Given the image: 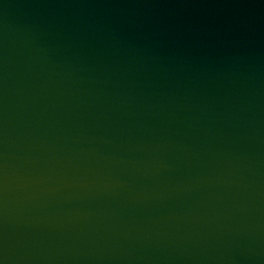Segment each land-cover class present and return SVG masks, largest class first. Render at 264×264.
<instances>
[{
    "label": "water",
    "instance_id": "obj_1",
    "mask_svg": "<svg viewBox=\"0 0 264 264\" xmlns=\"http://www.w3.org/2000/svg\"><path fill=\"white\" fill-rule=\"evenodd\" d=\"M0 264H264V0H0Z\"/></svg>",
    "mask_w": 264,
    "mask_h": 264
}]
</instances>
